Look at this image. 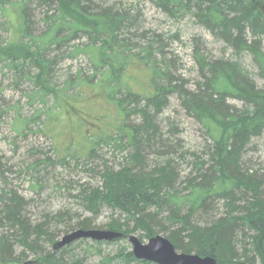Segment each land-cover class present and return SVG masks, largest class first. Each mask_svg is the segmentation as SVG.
Segmentation results:
<instances>
[{"label": "trees", "instance_id": "1", "mask_svg": "<svg viewBox=\"0 0 264 264\" xmlns=\"http://www.w3.org/2000/svg\"><path fill=\"white\" fill-rule=\"evenodd\" d=\"M152 1L168 15L181 14L198 21L213 38L233 52V58L213 59L194 49L193 59L200 81L189 88L179 74L171 71L165 56L156 52V40L139 47L140 53H145L143 58L140 53L124 54L121 48H129L120 37L131 20L128 14L101 8L88 10L85 5L89 0H0V12L4 14L8 11L5 7H16L12 39L0 45V56L19 80L26 76L43 95H51L58 101V90L51 82L52 61L46 57L45 47L63 46L82 35L90 41L86 49L92 55L91 60L96 66L107 67L104 77L92 85L91 90L97 87V95L106 98L117 112L106 129V137L90 133L86 136V145L90 147L87 157H94L99 145L117 143L124 137L134 148L128 164L119 168L104 165L99 173L100 184L82 192L84 208L92 217L83 219L70 230L95 229L93 217L108 209L118 215L108 224L109 230L122 233L118 240H128L138 231L140 239L149 240L164 233L181 253L210 256L217 264H264V180L243 171L240 163L251 139L264 133V88L256 86L250 72L239 61L242 54L249 55L264 81V0ZM32 2L42 7L53 5L57 9L55 16H48V30L42 35L31 32L28 6ZM140 61L151 70L146 68L143 72L146 81L141 86L144 87L132 92V86L127 84L126 69L130 64L141 65ZM28 65L37 73L24 72ZM122 90L126 94L120 98ZM174 95L213 142L212 165L205 170L204 162V166L197 169L198 177L187 182L191 198L173 197L177 174L170 162L151 169L145 165V149L154 147L162 138L154 118ZM228 100L241 102V109ZM141 102H144L143 108L138 107ZM129 104L136 107L130 111ZM132 113L139 115L141 121L130 127L126 121ZM68 157L59 159L63 164ZM10 173L0 162L2 183ZM243 194L249 198L241 207ZM212 200L224 201L227 213L217 219L211 217L206 220L207 224L201 225L199 222L208 215ZM25 206V200L16 191H1L0 264H68L59 258L66 247L54 252L41 246L40 240L44 237L53 247L55 237L46 231L44 224L31 225L22 215ZM186 206L187 213H181ZM198 214L202 216L195 220ZM240 235L247 242L238 250ZM18 246L23 248L20 253L16 250ZM125 250H120L118 256L126 262L136 261L132 251L125 253ZM28 254L34 255L35 260L29 261Z\"/></svg>", "mask_w": 264, "mask_h": 264}, {"label": "rangeland", "instance_id": "2", "mask_svg": "<svg viewBox=\"0 0 264 264\" xmlns=\"http://www.w3.org/2000/svg\"><path fill=\"white\" fill-rule=\"evenodd\" d=\"M89 2L85 5L88 10L101 8L112 13L128 14L131 20L120 37L129 48H121L125 55L140 53V46L144 47L147 41L156 40V52L165 56L171 71L179 74L189 88L200 81L198 67L193 59L194 49L213 59L223 56L233 58V52L222 41L213 38L198 21L181 14L168 15L152 0ZM7 7L5 14L0 12V45H5L12 39L11 27L16 25V7ZM56 10L53 5L42 7L37 2L30 3L28 15L32 21L31 32L35 35L44 34L48 30V22L50 23L48 16H55ZM45 11L49 13L45 15ZM89 42L82 35L78 40L63 46L45 47V55L52 61V86L58 90L60 101L51 95H43L26 76L19 80L9 63L0 56V162L11 170L6 181H0V193L2 190L16 191L26 203L22 215L33 227L44 224L46 231L55 237V242L70 233V227L92 217L85 210L81 196L84 190L100 184L99 173L103 166L119 168L128 164L134 149L124 137L117 143L99 145L94 157H87L90 147L86 145V136L90 133L96 137H106V129L108 130V125L117 112L106 98L97 95V87L94 86L91 90V86L104 77L107 67L96 66L91 60L92 55L86 49ZM144 56L145 53L141 52L140 58ZM239 59L242 66L250 72L256 86L264 88V81L259 77L251 57L242 54ZM140 63L141 65L130 64L126 69L127 84L132 86V92H139L144 87L141 86L146 81L145 75L143 79V72L151 70L144 62ZM24 72L34 75L37 70L28 65ZM125 94L122 90L119 97ZM228 101L241 109V102ZM129 105L127 108L130 111L136 107L135 104ZM138 107L143 108L144 102ZM133 114L126 121L130 127L141 121L139 115ZM154 120L162 138L154 147L145 149V165L151 169L170 162L177 174L173 197L191 198L187 182L198 177L197 169L202 168L204 162L207 164L204 166L205 170L212 165L210 152L213 142L203 126L186 112L175 95L170 97L167 106ZM75 152L77 154L73 157ZM63 155L69 157L62 164V159L59 158L64 157ZM240 163L243 171L264 180V133L251 139L244 149ZM240 198H243L242 207L246 205L249 196L243 194ZM211 202L207 208L208 215L199 222L201 225L207 224L206 220L211 217L217 219L227 213L224 201ZM187 208L183 207L181 213H187ZM117 216L111 210L104 209L97 217H93L95 229L109 230L108 224ZM201 216L198 214L194 219L199 220ZM1 231L0 229V233ZM132 235L140 239L141 232ZM160 235L166 237L164 233ZM238 240L241 241L237 245L240 250L247 240L243 235ZM140 241L147 244L149 239L141 238ZM40 244L46 251L53 250L44 237ZM122 249H126L125 253L132 251L129 240L96 242L82 239L67 246L59 253V258L68 264H143L139 260H123L122 256H118ZM16 250L20 253L23 248L18 246ZM35 258L32 254L27 255L29 261Z\"/></svg>", "mask_w": 264, "mask_h": 264}, {"label": "water", "instance_id": "3", "mask_svg": "<svg viewBox=\"0 0 264 264\" xmlns=\"http://www.w3.org/2000/svg\"><path fill=\"white\" fill-rule=\"evenodd\" d=\"M122 236V233L111 230L78 229L55 242L53 251L62 250L77 240L113 242ZM128 240L132 246V254L139 261L152 264H217L216 259L210 256L201 257L195 254L178 253L171 241L161 235L152 237L147 244L142 243L135 235H131Z\"/></svg>", "mask_w": 264, "mask_h": 264}, {"label": "bare ground", "instance_id": "4", "mask_svg": "<svg viewBox=\"0 0 264 264\" xmlns=\"http://www.w3.org/2000/svg\"><path fill=\"white\" fill-rule=\"evenodd\" d=\"M112 231V230H111Z\"/></svg>", "mask_w": 264, "mask_h": 264}]
</instances>
